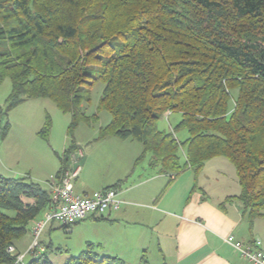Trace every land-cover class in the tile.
Returning <instances> with one entry per match:
<instances>
[{
	"label": "trees",
	"instance_id": "trees-1",
	"mask_svg": "<svg viewBox=\"0 0 264 264\" xmlns=\"http://www.w3.org/2000/svg\"><path fill=\"white\" fill-rule=\"evenodd\" d=\"M7 79L6 116L49 99L70 115L73 137L106 111L111 121L96 140L139 142L135 166L146 159L157 175L191 169L198 177L209 160L226 158L241 189L226 202L239 201L250 223L264 218V0H0V85ZM173 115L179 123L161 128ZM51 126L47 116L39 136L48 139ZM74 141L58 180L78 151ZM52 208L49 187L0 174V264L14 263L9 249ZM44 248L26 264H53L52 245ZM96 248L88 243L65 264H126ZM140 264L150 263L144 256Z\"/></svg>",
	"mask_w": 264,
	"mask_h": 264
},
{
	"label": "crops",
	"instance_id": "crops-1",
	"mask_svg": "<svg viewBox=\"0 0 264 264\" xmlns=\"http://www.w3.org/2000/svg\"><path fill=\"white\" fill-rule=\"evenodd\" d=\"M38 135V132L21 133L24 138L37 139ZM7 145L5 138L0 144L1 175L6 178L28 177L35 181L47 179V176L32 178L28 170L19 169V159L17 156L11 158L5 149ZM76 145V153L82 154L79 158L82 166L75 181V193L92 194L122 181L117 189L125 202L118 211L82 221L88 227L96 226L93 235L85 237L82 251L88 243H93L99 254L119 257L126 264H140L144 256L150 264L153 261L156 264H249L226 239L234 236L244 244L259 240L264 248V235L256 227V222L262 218L250 223L243 215L239 201L226 202L227 198L239 195L240 187L227 194L230 189L224 188V184L219 188V196L213 198V186L206 178L209 165L218 166L219 163L213 162L216 158L206 163L198 177L191 169L170 177L153 173L148 160L135 166L142 153L139 142L110 137L89 141L85 149L81 143ZM67 146H61V154H57L60 167ZM51 150L53 154L56 151ZM45 152L49 153L48 149ZM50 163L54 165L51 159ZM120 234L125 239H120ZM32 240L31 228L29 234L16 243L15 251L25 252ZM50 244L56 253L61 252L57 250L60 248ZM43 246L47 247L46 244ZM67 253L68 259L74 256Z\"/></svg>",
	"mask_w": 264,
	"mask_h": 264
},
{
	"label": "rangeland",
	"instance_id": "rangeland-1",
	"mask_svg": "<svg viewBox=\"0 0 264 264\" xmlns=\"http://www.w3.org/2000/svg\"><path fill=\"white\" fill-rule=\"evenodd\" d=\"M11 81L5 80L0 85V144L7 138L8 145L5 147L11 155V158L17 156L19 159V169L28 170L31 173L32 178L36 176H47L42 181H35L41 184L44 188L48 189L47 181L55 176L56 172L60 168V161L57 154H61V146L69 145L73 140L76 143H81L82 148L85 149L89 141H95L100 133L101 128L106 127L111 121V115L102 111L98 113V120H91L88 123L84 122L79 124L71 133H69V126L71 123V117L68 114L61 112L55 104L49 99H37L21 104L13 109L7 116L5 115L6 101L11 93ZM103 84H97L92 90V105L88 112V115L92 116L97 112L100 97L103 91ZM49 116L51 120V130L48 139L42 136L36 138L22 137L21 133H39L43 128L46 117ZM180 121V116L173 115L171 119L166 120L164 118L160 121V127L163 129H171L175 127ZM8 124V125H7ZM6 125L8 126L5 130ZM187 136L186 130L177 132V138L184 141ZM68 143V144H67ZM10 145V146H9ZM8 147V148H7ZM54 149L53 154L51 149ZM48 149V152L45 150ZM51 152V154H50ZM48 156V157H47ZM50 159L54 161V165L50 163ZM146 160V159H145ZM144 160V161H145ZM49 161V162H48ZM214 163H219L218 166L209 165L208 184H211V190H213V198L219 196V188L224 184V188L230 190L227 194L234 192V188L240 187L238 185V179L236 176L234 166L223 157H218L213 160ZM71 164V163H70ZM82 166V164H80ZM55 172V173H54ZM50 174V175H49ZM102 174L101 176H103ZM99 179V178H98ZM96 226H90L84 224V222L74 225L70 230L62 228L59 222H52L48 224L41 236V242L45 245L53 243L54 247L60 248L59 253L55 250L48 251V258L53 264H65L68 260L67 252L71 255H79L82 252L83 241L85 237L93 235ZM256 227L264 235V218L256 222ZM120 239H125L123 234H120ZM28 259V258H27ZM156 264V261H153Z\"/></svg>",
	"mask_w": 264,
	"mask_h": 264
},
{
	"label": "built area",
	"instance_id": "built-area-1",
	"mask_svg": "<svg viewBox=\"0 0 264 264\" xmlns=\"http://www.w3.org/2000/svg\"><path fill=\"white\" fill-rule=\"evenodd\" d=\"M75 154L70 159L71 166L64 172L62 178L58 180L52 177L48 183L53 208L33 226V240L29 248L22 253L16 252L14 247L9 249L15 257L13 264H26L27 258L37 259L44 254L45 248L41 242V236L48 224L59 222L63 226L70 227L91 216H103L118 211L125 203L120 198V191L116 188L104 189L92 194H76L75 181L81 172L79 158L82 154ZM226 241L247 263L264 264V248L261 241L244 244L236 240L234 236H229Z\"/></svg>",
	"mask_w": 264,
	"mask_h": 264
}]
</instances>
